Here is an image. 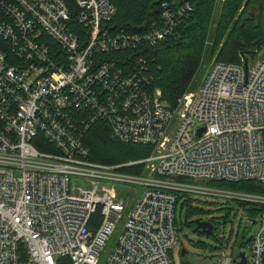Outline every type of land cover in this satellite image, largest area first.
Wrapping results in <instances>:
<instances>
[{
    "label": "built area",
    "instance_id": "obj_1",
    "mask_svg": "<svg viewBox=\"0 0 264 264\" xmlns=\"http://www.w3.org/2000/svg\"><path fill=\"white\" fill-rule=\"evenodd\" d=\"M75 5L72 16L62 0H0V264H97L124 215L104 264H176L186 249L178 207L189 200L248 205L254 235L235 254L219 237L214 264H264V194L228 187L264 186V50L214 62L196 92L169 106L147 54L107 56L154 48L189 5L163 3L142 33L113 25L109 0ZM98 123L151 153L91 161L85 135Z\"/></svg>",
    "mask_w": 264,
    "mask_h": 264
},
{
    "label": "trees",
    "instance_id": "obj_2",
    "mask_svg": "<svg viewBox=\"0 0 264 264\" xmlns=\"http://www.w3.org/2000/svg\"><path fill=\"white\" fill-rule=\"evenodd\" d=\"M62 1L74 16L77 11L75 0ZM109 1L116 8L112 24L130 33H142L149 29L152 21L160 20L163 3L168 5L173 3L179 8L185 3L189 5L190 10L177 17L173 34L166 36L154 48L143 50L145 53L135 48L133 52L119 51L107 56V59L118 61L125 55L123 58L133 54H147L146 70L152 77V87L161 91L162 99L169 106H174L176 100L189 90L195 74L197 75L200 69L216 0ZM252 8L256 11L254 16L249 13V9ZM2 46L3 41L0 39V47ZM262 50H264V0H223L213 30L210 56L216 52V62L238 63L239 54L255 58V53ZM85 144L89 151V159L101 164L143 159L151 153V147L127 145L112 140L108 128L102 123L91 127L85 135ZM139 171L140 169L135 168L125 170L131 174H137ZM217 185L225 187L227 184ZM228 187L264 194V186L255 182L230 184ZM191 203V200L183 201L178 207L184 226L189 228L194 225L190 219L200 211V208L193 207ZM248 213L253 215L254 212L251 209Z\"/></svg>",
    "mask_w": 264,
    "mask_h": 264
},
{
    "label": "rangeland",
    "instance_id": "obj_3",
    "mask_svg": "<svg viewBox=\"0 0 264 264\" xmlns=\"http://www.w3.org/2000/svg\"><path fill=\"white\" fill-rule=\"evenodd\" d=\"M223 0H216L214 11L211 19V25L209 30V36L205 43L204 54L202 56L200 69L195 74L192 84L189 86L188 92H196L200 85L202 84L203 79L207 75L210 67L214 62H216V52L213 56H210L209 49L212 46V35L213 30L215 28V24L218 20L221 5ZM249 13L251 15H255L256 11L252 8L249 9ZM222 42L219 44V48L221 47ZM117 191L123 195L131 197L132 200H136L137 195L131 190V186H122L115 185ZM138 190H140L138 188ZM245 192L244 190H241ZM196 207L200 208V211L195 214L193 219H201L208 220L213 223L212 234L206 237L204 234L192 233L191 228L182 227L179 232V243L183 244L188 251V253L184 257H180V252L178 251L174 255V261L176 264H214V252L215 248L218 246V238L221 237L222 241L228 244V253H237L239 247H244L250 237L254 235V232L257 229L255 224H248L245 221V213H247L248 205L243 206L242 210H238L234 208L230 210L229 205H223L220 203H213L208 201H196L194 202ZM253 209H257L252 207ZM258 212H254L253 217H257ZM178 219V218H177ZM125 220V215L122 218V221L117 225L114 233L108 238L105 242L103 249L100 251L98 256L97 264H104L106 262L107 257L109 256L111 250L116 243L117 237L119 235V230L122 227V224Z\"/></svg>",
    "mask_w": 264,
    "mask_h": 264
},
{
    "label": "water",
    "instance_id": "obj_4",
    "mask_svg": "<svg viewBox=\"0 0 264 264\" xmlns=\"http://www.w3.org/2000/svg\"><path fill=\"white\" fill-rule=\"evenodd\" d=\"M231 210V208H230ZM195 224V228L192 230V233H199V234H204L206 237L210 236L211 233V228L212 225L209 222H205V221H200L199 219H195L194 221H192ZM188 253V251L184 248L181 249L180 251V257H184L186 254ZM240 257H243V253L240 254ZM243 264V262H242Z\"/></svg>",
    "mask_w": 264,
    "mask_h": 264
},
{
    "label": "flooded vegetation",
    "instance_id": "obj_5",
    "mask_svg": "<svg viewBox=\"0 0 264 264\" xmlns=\"http://www.w3.org/2000/svg\"><path fill=\"white\" fill-rule=\"evenodd\" d=\"M209 223H211V222H209ZM211 225H212V228H211V231H212L213 230V223H211ZM194 227H195V225H193V227L191 229H193Z\"/></svg>",
    "mask_w": 264,
    "mask_h": 264
}]
</instances>
